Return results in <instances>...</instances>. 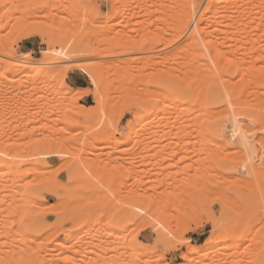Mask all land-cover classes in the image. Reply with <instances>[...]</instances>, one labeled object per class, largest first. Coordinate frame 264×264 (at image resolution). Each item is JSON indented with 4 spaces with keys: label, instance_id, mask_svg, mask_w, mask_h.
Instances as JSON below:
<instances>
[{
    "label": "rangeland",
    "instance_id": "374dc122",
    "mask_svg": "<svg viewBox=\"0 0 264 264\" xmlns=\"http://www.w3.org/2000/svg\"><path fill=\"white\" fill-rule=\"evenodd\" d=\"M182 4L0 0V264H264V38L193 56Z\"/></svg>",
    "mask_w": 264,
    "mask_h": 264
},
{
    "label": "bare ground",
    "instance_id": "6f19581e",
    "mask_svg": "<svg viewBox=\"0 0 264 264\" xmlns=\"http://www.w3.org/2000/svg\"><path fill=\"white\" fill-rule=\"evenodd\" d=\"M179 1V0H178ZM206 1V0H205ZM138 3H140V1L138 2ZM180 3H182L181 1H180ZM145 4H146V2H145ZM205 3H203V5H204ZM200 5H201V0H183V4L181 5L182 7H180L179 5L177 6L178 7V9H182V11L180 10H178L179 12H181V16H183L182 14L185 12V17L183 18L182 17V19H183V25L181 26V28L179 29V28H177V29H174L173 28V26H172V30L174 29V30H176V31H178V29H179V31H178V33H180V34H183V33H186V30H187V32L190 30V29H193L194 30V33H195V41H196V43H194L193 45H190V49L193 51V56H194V54H196V55H198V57L201 55V56H203L204 54H205V49H204V46L205 47H212L213 45H212V40L210 39V38H214V39H216V40H218V38L220 37V38H222V36L224 37V34L226 35L225 36V38H226V41H227V39L228 40H230L231 38L230 37H232L233 35V33L235 34V36H233L232 38V40H234L235 38H236V36H237V34L236 33H238V35H239V39L240 40H245V39H247V38H249L251 41H250V43L252 42L253 44H255V46L257 45L256 43H255V41H257V42H261L260 40H262L263 38H264V0H207V2H206V4H205V6H204V9H203V11L201 12V14H197V16H198V18H196V20L195 21H193V16H194V14H195V12H196V10L200 7ZM203 5H202V7H203ZM146 6V5H145ZM139 7H140V10H141V6L139 5ZM147 7L148 6H146V9H147ZM143 9H144V7H143ZM148 9H150V7L148 8ZM136 11V10H135ZM139 11V10H138ZM148 11V10H147ZM146 11V12H147ZM146 12H145V14H146ZM140 13H141V11H140ZM139 13V14H140ZM149 12H147V14H148ZM143 14H144V11H143ZM143 14H141V15H143ZM144 14V15H145ZM150 14V13H149ZM135 15V14H134ZM141 15H139V16H141ZM208 15V16H207ZM149 16V15H148ZM207 16V17H206ZM134 17H137V16H134ZM145 17V16H144ZM210 17V18H209ZM140 18V17H139ZM138 20V19H137ZM136 20V21H137ZM141 20H143V19H140V22H142ZM144 21V20H143ZM146 22V21H145ZM144 22V23H145ZM193 22H194V24H193ZM143 23V22H142ZM142 23H140V24H142ZM139 26H141V25H139ZM178 26V25H177ZM202 26V27H201ZM142 27V26H141ZM144 28V27H143ZM147 28V27H146ZM175 28H176V26H175ZM190 28V29H189ZM141 29V28H140ZM160 29V28H159ZM164 29V28H163ZM189 29V30H188ZM251 30V34L248 32L249 30ZM164 30H166V29H164ZM173 30V31H174ZM240 30H241V32H240ZM150 31V29L149 30H147V32H145V31H142V34H144V33H147L148 34V32ZM144 32V33H143ZM158 32H160V30L158 31ZM161 32H163V31H161ZM161 32L159 33V35H161ZM166 32V31H165ZM175 32V31H174ZM201 32H202V34H201ZM140 33V32H139ZM156 33H157V31H156ZM168 33V32H167ZM177 33V32H176ZM240 33V34H239ZM249 33V34H248ZM149 35V34H148ZM148 35H145L144 34V37L146 36L147 38H148ZM166 35V34H165ZM249 35H250V37H249ZM162 36H163V38H164V35L162 34ZM144 37H142V39L144 38ZM162 37L161 38H159V39H163ZM141 39V40H142ZM146 39V38H145ZM248 39V40H249ZM257 39H259V41L257 40ZM149 40V39H148ZM166 40V39H165ZM239 40V41H240ZM161 41V40H160ZM236 41V40H235ZM237 42L238 41H236V44H237ZM242 42V41H241ZM244 42V41H243ZM242 42V43H243ZM247 42V41H246ZM223 43V42H222ZM234 43V42H233ZM242 43H239V44H242ZM225 43H223L222 44V47L221 48H223V49H221V48H218V47H214V48H212V52L210 53L211 54V58H214V57H216V58H218L216 55L217 54H219V53H223L222 51L224 50V48L225 47H223V45H224ZM249 44V43H248ZM263 44V43H262ZM148 45H149V47L151 48V45H153V44H151V43H149L148 42ZM147 45V46H148ZM226 45V44H225ZM230 45H231V40H230V43H228L227 45H226V48H229L230 47ZM235 45V44H234ZM260 45L261 44H259V46H257L256 48L257 49H259V47H260ZM156 46L155 45H153V48H155ZM165 48L167 47V46H164ZM236 47H237V45H236ZM243 47L245 48V45H243ZM149 48V49H150ZM153 48H151V49H153ZM168 48V47H167ZM238 48V47H237ZM261 48V47H260ZM180 49V48H179ZM208 49H210V48H208ZM222 51H221V50ZM233 49H235V48H231V50H230V48H229V52H232V51H234ZM242 49V48H241ZM251 49V48H250ZM249 49V50H250ZM189 50V49H188ZM227 50V52H228V49H226ZM236 50V49H235ZM238 50H239V48H238ZM237 50V51H238ZM213 51H215L217 54H215V56H213V54L215 53V52H213ZM242 51V50H241ZM247 51V50H246ZM251 51H253V49L251 50ZM256 51V50H255ZM262 51V50H261ZM55 52H57V54H58V51H55ZM176 52V51H175ZM180 52V51H179ZM226 52V51H225ZM224 52V53H225ZM239 52V51H238ZM60 54H61V52H59ZM170 53H173V52H170ZM181 53H182V51H181ZM223 53V54H224ZM237 53V52H236ZM262 53V52H261ZM62 54H63V52H62ZM175 54V53H174ZM177 55H178V53H176ZM175 54V55H176ZM183 54H184V52H183ZM187 54V53H186ZM203 54V55H202ZM230 54V53H229ZM242 53L240 52V55H241ZM246 54H248L249 55V53H246ZM256 54V53H255ZM169 55V54H168ZM167 55V56H168ZM172 55V54H171ZM170 55V56H171ZM174 55V56H175ZM182 55V54H181ZM228 55V54H227ZM242 55H244V53L242 54ZM247 55V56H248ZM159 56V55H158ZM207 56V55H206ZM219 56V55H218ZM257 56H258V54H257ZM260 57L262 56V55H259ZM178 57V56H177ZM181 57V56H180ZM231 57V56H230ZM232 57H234V56H232ZM237 56L235 55V57L234 58H236ZM244 58H246V56H243ZM242 57V58H243ZM249 58H250V56H248ZM252 57V56H251ZM255 57H256V55H255ZM260 57H258V58H260ZM155 58V57H154ZM200 58V57H199ZM198 58V60L200 61V59ZM239 58V57H238ZM196 59H197V56H196ZM204 59H206L205 61L203 60V62H202V60L199 62V64H197L198 65V67L199 68H204V70L206 71V70H211L212 71V73H213V69H211V64H210V62H208L207 60V58L205 57ZM210 59V58H209ZM226 59V58H225ZM232 59V58H231ZM241 59V58H240ZM252 59H255V58H252ZM197 60V61H198ZM222 60V59H221ZM260 60V59H259ZM161 61V60H160ZM159 61V62H160ZM163 61V60H162ZM161 61V62H162ZM237 61V60H236ZM251 61V60H250ZM250 61H248V62H250ZM258 61V60H257ZM159 62H157L156 61V63L158 64ZM221 62V61H220ZM226 62V65L223 63V65L224 66H222V67H220L221 66V64L222 63H219L218 65H219V67L221 68V70H223L224 69V67L225 66H227V64H228V62L227 61H225ZM235 62V61H234ZM238 62V61H237ZM254 62V61H253ZM155 63V64H156ZM163 63V62H162ZM246 63V62H245ZM156 64V65H157ZM161 64V63H160ZM167 64V63H166ZM236 64V63H235ZM241 65L243 64V63H240ZM239 63L237 64L238 66L240 65ZM251 64V63H250ZM261 64H263V63H261ZM163 65V64H162ZM247 65V64H246ZM252 65H254V63L252 64ZM14 66V65H13ZM158 66H159V64H158ZM161 66V65H160ZM243 66V65H242ZM249 66V65H248ZM251 66V65H250ZM256 66V65H255ZM15 67V66H14ZM205 67L207 68V69H205ZM245 67V66H244ZM252 67H254V66H252ZM260 67V66H259ZM18 67H16L15 69H17ZM215 68V67H214ZM255 68V67H254ZM8 69H10V68H8ZM12 69H14L13 67H12ZM14 69V70H15ZM239 69H240V67H239ZM248 69H249V67H248ZM264 69V68H263ZM11 70V69H10ZM245 70V69H244ZM12 71V70H11ZM211 71H209L210 73H211ZM216 71V70H215ZM199 72V71H198ZM209 72H207L208 74H209ZM245 72V71H244ZM211 73V74H212ZM259 73V72H258ZM196 74V76H195V80L196 81H198L199 82V85H197V83H196V88L197 89H199V91L201 92V93H199V94H202L203 93V91H205L204 93H205V95L206 94H208V93H210L209 95L211 96H213V94H211V92H209V89H210V86H211V84H210V82L212 83V82H216V80H218L220 77H222L220 74V77H217V75H218V72H216V73H213V74H217V75H215L216 77H217V79H215V78H212L213 79V81L210 79L211 78V76H210V74H209V76H206L205 77V74L203 75V73H198L199 75H200V78H199V75H197V73H195ZM212 74V76L214 77V75ZM193 75V74H192ZM218 75V76H219ZM242 75V74H241ZM240 75V76H241ZM252 75V74H251ZM250 75V76H251ZM256 75H258V74H256ZM194 76V75H193ZM238 76H239V72H238ZM253 76V75H252ZM255 76V75H254ZM254 76L252 77V79L254 78ZM201 77H203L204 79H206V80H204V82L206 83V88H203V86H201L202 85V82H203V79H201ZM242 77V76H241ZM241 77H239V78H241ZM194 78V77H193ZM209 78V79H208ZM222 78H224V79H226L227 77H222ZM239 78H238V80H239ZM256 78L258 79H260V78H262L263 80H264V78L263 77H257L256 76ZM256 78H254V81L255 82H253V84H255V85H253L252 83H249V85L250 84H252L253 85V87L254 86H261V82L263 81H261V79L258 81ZM11 79H13V78H11ZM237 79V78H236ZM245 79V78H244ZM251 79V78H250ZM248 80V82L249 81H251V80ZM14 80H15V78L11 81V80H9V82H11V83H13L14 82ZM17 80V79H16ZM15 80V81H16ZM202 80V81H201ZM241 80H243V79H241ZM260 83V85H259V83L257 82V81ZM18 81V80H17ZM221 80L219 79V82H220ZM226 81L227 82H231L230 80H228V79H226ZM244 81V84H245V82L247 81H245V80H243ZM253 81V80H252ZM251 81V82H252ZM214 82V84H216ZM219 82H217V83H219ZM237 81H235V83H236ZM231 83H233V82H231ZM234 83V84H235ZM263 83H264V81H263ZM10 84V83H9ZM220 84V83H219ZM227 84H230V83H227ZM233 84V85H234ZM239 84L241 85L242 84V81L240 82V83H238V86H239ZM257 84V85H256ZM248 85V84H247ZM248 85V86H249ZM263 86H264V84H262ZM11 86H12V84H11ZM195 86V85H194ZM200 86H201V88H200ZM217 86H218V84H217ZM217 86L215 87L216 89H217ZM231 86V85H230ZM237 86V85H236ZM243 86H245V85H243ZM262 86V87H263ZM13 87V86H12ZM212 87V86H211ZM250 87V86H249ZM261 87V88H262ZM195 88V87H194ZM202 88H203V90H202ZM245 88V87H244ZM255 89H256V87H254ZM260 88V89H261ZM201 89V90H200ZM246 89V88H245ZM249 89V88H248ZM250 89H253V88H250ZM258 89V88H257ZM259 89V90H260ZM264 89V88H263ZM13 91V90H12ZM194 91H195V89H194ZM198 91V90H197ZM198 91V92H199ZM217 91V90H216ZM215 91V92H216ZM253 91V90H252ZM264 91V90H263ZM241 92V91H240ZM246 92V91H245ZM261 92V91H260ZM260 92H258L257 94V100H260V98H258L259 97V93ZM204 93H203V95H204ZM232 93V92H231ZM253 94H255L256 92H252ZM218 94V93H217ZM252 94V95H253ZM194 95H196V94H194ZM251 94L249 93V95H248V97L250 96ZM262 95V93L260 94V97H261V99H262V102L260 103V101H257L256 100V97L254 98V100H253V104L255 103V102H258L255 106L253 105V108H258V105H259V107H263L261 104H263L264 105V102H263V95ZM211 96V97H212ZM219 96V95H218ZM14 97V96H13ZM199 97H202V96H199ZM199 97H197L196 96V98L195 99H197V100H199L198 98ZM204 97V96H203ZM207 97V96H206ZM233 97V96H232ZM243 97H245V96H242V98ZM247 97V96H246ZM247 97V98H248ZM205 98V97H204ZM213 98V97H212ZM250 98L251 99H253V97L252 96H250ZM234 99V98H233ZM233 99H231V100H233ZM241 98H239V100H240ZM249 99V98H248ZM201 100V99H200ZM210 100H212V99H210ZM209 100V101H210ZM245 100H246V98H245ZM205 101V100H204ZM219 101H223V100H219ZM241 101V100H240ZM239 101V102H240ZM244 101V100H243ZM247 101V100H246ZM250 99H249V101H247V102H249L250 103ZM199 102H201L202 104H203V101H199ZM232 102V101H231ZM220 103V102H219ZM223 103H224V101H223ZM242 103V101L239 103V105L241 106H243L244 105V107H242V108H245V105H246V102H245V104L243 103V104H241ZM173 104V103H172ZM201 104V105H202ZM210 104H212V103H210ZM215 104V103H214ZM233 104V103H232ZM200 105V106H201ZM223 105V104H222ZM198 107L196 108V111H197V113H199L201 110H202V108H201V110L200 109H198V108H200V106L199 105H197ZM159 107V106H158ZM223 107V106H222ZM225 108V107H224ZM234 109L233 110H236L235 109V107H233ZM220 109V108H219ZM223 109V108H222ZM241 109V108H240ZM262 109V108H261ZM157 110V109H156ZM155 110V111H156ZM182 110V109H181ZM213 110V109H212ZM218 110V109H217ZM225 111H223V112H228V114L231 112V110L230 109H224ZM226 110H228V111H226ZM233 110H232V112H233ZM244 110V109H243ZM243 110H241V112H243L244 113V111ZM248 110V109H247ZM246 110V111H247ZM183 111H185V109L183 110ZM203 111V110H202ZM219 111V110H218ZM230 111V112H229ZM238 111V110H237ZM262 111H264V110H262ZM261 110H260V112H262ZM213 111H211V113H212ZM215 112H217V111H215ZM259 112V111H258ZM259 112V113H260ZM207 113V112H206ZM219 113H221V112H219ZM224 113V114H225ZM234 113V112H233ZM246 114L248 113V111L247 112H245ZM250 113V112H249ZM248 113V114H249ZM13 114V113H12ZM157 114H158V112H157ZM156 114V115H157ZM200 114V113H199ZM204 117H205V115L203 114V113H201ZM201 114L199 115V117H201V118H203L202 116H201ZM216 114V113H215ZM214 114V115H215ZM218 114V113H217ZM261 114H264V112H262ZM260 114V115H261ZM153 115V114H152ZM251 115V114H250ZM160 116V115H159ZM158 116V117H159ZM209 116H212V115H209ZM253 116H254V114H253ZM257 116V115H256ZM262 116V115H261ZM264 116V115H263ZM157 117V118H158ZM214 117H217V116H214ZM214 117H211L212 119L214 118ZM255 117V116H254ZM165 118V117H164ZM206 118V117H205ZM207 118H208V115H207ZM247 118V117H246ZM233 119H235V118H233ZM240 119V118H239ZM238 119V120H239ZM242 119H243V117H242ZM261 119V118H260ZM162 120V119H161ZM167 119H165V121H166ZM198 120V119H197ZM238 120H237V123H238ZM159 122H160V118H159V120H158ZM156 122L155 120H154V122H156V123H159V122ZM199 121V120H198ZM198 121H196V122H198ZM232 121V120H231ZM12 122V121H11ZM152 122V121H151ZM200 122V121H199ZM198 122V123H199ZM209 122V121H208ZM233 122V121H232ZM161 123V122H160ZM198 123L196 124L197 126H198ZM153 124H155V123H153ZM163 124H165V123H163ZM170 123H168V125H169ZM228 124H230V122L228 123ZM157 125H159V124H157ZM195 125V126H196ZM244 125H245V123H244ZM152 126V125H151ZM164 126V125H163ZM163 126H160V127H163ZM170 126V125H169ZM168 126V127H169ZM233 126L235 127L236 126V123H233ZM233 126H232V128H233ZM247 126V125H246ZM255 126V125H254ZM171 127V126H170ZM169 127V128H170ZM244 127V126H243ZM243 127H241V128H243ZM249 127V126H248ZM152 128V127H151ZM168 128V129H169ZM222 127H219V129H221ZM231 128V129H232ZM245 129H247L246 127H244ZM255 128V127H254ZM235 129V128H234ZM249 129V128H248ZM250 129H251V127H250ZM155 130V129H154ZM153 130V128H152V131H154ZM167 130V129H166ZM165 130V131H166ZM186 130V129H185ZM252 130V129H251ZM156 131V130H155ZM164 131V132H165ZM194 131H196V130H194ZM193 131V132H194ZM235 131L237 132V129H235ZM239 131V130H238ZM180 132H182V131H180ZM240 132V131H239ZM241 132L242 133H244L245 131H242V129H241ZM251 132V131H250ZM257 132H258V130H257ZM179 133V132H178ZM192 133V132H191ZM222 133V132H221ZM228 133V132H227ZM230 133V132H229ZM238 133V132H237ZM245 133H247V132H245ZM174 134V133H173ZM187 134H189V131H188V133ZM201 134V133H200ZM240 134V133H239ZM251 134V133H250ZM253 134V133H252ZM259 134H260V132H259ZM150 135V134H149ZM159 135V134H158ZM176 135V134H175ZM197 135H199L198 133H197ZM233 135V134H232ZM241 135V134H240ZM244 135H246L245 137V139H246V141H244L245 142V144H247L248 142H247V135L248 134H243V135H241L240 137H241V139L243 138L242 136H244ZM163 136V135H162ZM237 136H239L238 134H237ZM258 136V135H257ZM260 136H262V135H260ZM234 137V136H233ZM153 138V137H152ZM166 138V137H165ZM165 138H163V139H165ZM169 138H170V136H169ZM171 138H173V136H171ZM175 138H177V137H175ZM238 139H239V137H238ZM201 140V139H200ZM243 140V139H242ZM241 140V141H242ZM236 142V141H235ZM241 143V142H240ZM243 144V143H242ZM235 145H237V144H235ZM249 145V144H248ZM241 146V145H240ZM249 146H251V145H249ZM247 147V145H246V147H247V149H249L250 147ZM1 147V146H0ZM237 147H238V145H237ZM243 148V147H242ZM255 151H256V149H255ZM255 151H253L254 153H256ZM251 152V151H250ZM253 152H251V153H253ZM97 154V153H96ZM3 155V154H2ZM1 155V156H2ZM171 155V154H170ZM175 155V154H174ZM173 155V156H174ZM14 156V155H13ZM244 156V155H243ZM15 157V156H14ZM250 157V156H249ZM249 159V158H248ZM252 159V158H251ZM94 160V159H93ZM247 161V160H246ZM251 162V161H250ZM15 163V162H14ZM263 164H264V161L262 162ZM250 164V163H249ZM243 165H245V164H243ZM248 165V164H247ZM251 165V164H250ZM240 166H241V164H240ZM246 166V165H245ZM249 167V166H248ZM256 168V167H255ZM247 169H249V168H247ZM254 169V168H253ZM264 170V169H263ZM249 172V171H248ZM2 175V174H1ZM3 176V175H2ZM90 176V175H89ZM91 177V176H90ZM225 177V176H224ZM138 179V178H137ZM136 179V180H137ZM18 180V179H17ZM253 180V179H252ZM261 180V179H260ZM6 181V180H5ZM14 181V180H13ZM15 181H16V179H15ZM19 181V180H18ZM17 182V181H16ZM248 182V181H247ZM253 182V181H252ZM252 182H250L251 184L250 185H252ZM5 183V182H4ZM18 183V182H17ZM260 183V182H259ZM3 184V183H2ZM6 184V183H5ZM244 184V183H243ZM245 184H246V182H245ZM257 184V183H256ZM261 185H262V183H261ZM19 186V185H18ZM248 186H249V184H248ZM253 186V185H252ZM249 188V187H248ZM252 189V188H251ZM262 189H264V188H262ZM254 190V189H253ZM236 193V192H235ZM260 193V192H259ZM233 195V197L235 198V199H237V197L239 196V194H232ZM228 196H230V195H228ZM222 200L223 199H225V198H221ZM227 199H228V197L226 198V202H228L227 201ZM231 199V198H230ZM229 199V201L231 202H233V201H235V202H233V203H231V204H234L235 205V203H236V200H230ZM224 201V202H225ZM258 201V200H257ZM236 204H238V202L236 203ZM140 205V204H139ZM138 204L137 205H134L133 206V208L135 209V207H137L136 208V210L138 209V207H140V206H142V205H140L139 206ZM239 206H241V204H239ZM223 207H224V205H223ZM222 207V208H223ZM143 208V209H142ZM241 208V207H240ZM128 209H130V208H128ZM140 209H142V211L144 210V209H146V207L144 206H142V207H140L139 208V211H141ZM128 211V210H127ZM130 211H132V213L134 212V213H136L135 211H133V209H130ZM139 211H137V213L139 214ZM147 212V211H146ZM143 213V212H142ZM148 213V212H147ZM146 215H150V214H146ZM145 215V216H146ZM144 216V215H143ZM144 218H146V217H143V219ZM141 219H142V216H141ZM231 228V227H230ZM163 230V229H162ZM166 232V231H165ZM238 232V231H237ZM228 233V232H227ZM230 233V232H229ZM233 233V232H232ZM231 233V234H232ZM167 236V235H166ZM232 236V235H231ZM233 236H236V235H233ZM167 238V237H166ZM220 238V237H219ZM250 238V237H249ZM248 239V238H247ZM221 241H223V242H225L226 243V240H225V238H221ZM232 243V244H231ZM231 243H229L230 244V247H231V245H233V246H235V248L236 247H238L239 245H240V240H237V241H234V240H232V242ZM224 244V243H223ZM225 247H226V245H224ZM228 247V246H227ZM221 249V248H220ZM193 250V249H192ZM192 250H190V256H192L193 255V251ZM192 251V252H191ZM219 251V250H218ZM250 257V256H249ZM251 257H253V256H251ZM189 258V257H188ZM192 259V258H191ZM196 260V259H195ZM191 261V260H190ZM251 261V260H250Z\"/></svg>",
    "mask_w": 264,
    "mask_h": 264
}]
</instances>
